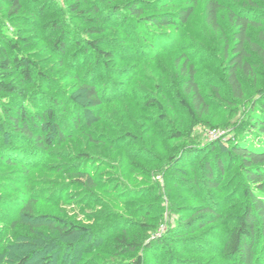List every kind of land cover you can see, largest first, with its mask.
Here are the masks:
<instances>
[{
    "label": "trees",
    "instance_id": "1",
    "mask_svg": "<svg viewBox=\"0 0 264 264\" xmlns=\"http://www.w3.org/2000/svg\"><path fill=\"white\" fill-rule=\"evenodd\" d=\"M200 1L208 29L221 33V0H0V168H7L0 173V264H96L95 258L122 253L136 256L132 264H147L146 253L154 247L164 251L157 254L158 264H264L261 93L263 101L250 104L248 121L230 145L218 140L185 149L188 160L175 174V185L190 189L197 203L177 206L184 201L170 196L172 208L186 207L188 214L176 215L161 236L153 237L158 226L147 220L158 207L162 210L159 203L145 202L152 189L145 196L146 189L121 192L119 186L112 187L115 192L110 193L121 194L112 200L121 208L134 205L132 214L110 209L98 214L102 222L93 227L61 214L36 212L40 202L73 201L81 206L99 202L96 189L104 183L99 181L101 161L88 151L72 156L66 152L67 142L80 135L92 143L111 142L102 133L94 136L98 131L92 127L102 120L103 104L127 94L121 79L129 76L117 75L109 64L122 58L152 59L179 48V29L189 23ZM227 15L232 25V44L224 42L225 51H230L228 83L233 96L245 100L240 77L253 75L252 54L264 67V0H245L228 8ZM251 29H258L256 38ZM112 30L124 37L116 34L117 45L103 48L96 36ZM53 55L62 67L73 68L70 76L76 87L73 94L59 92L65 96L49 106L40 87L46 83L52 87L53 78L40 64ZM182 69L184 92L177 98L196 120L208 112V102L195 66L184 62ZM150 104L165 111L157 100ZM163 113L161 120L167 117ZM172 135L184 137L180 131ZM49 157L58 161L48 164L49 170L69 180L34 177ZM168 159L173 166L182 160L177 154ZM102 202L111 208L109 201ZM136 214H143V221L133 219ZM131 230L143 231L141 238L131 237ZM88 254L92 257L87 259ZM111 261L115 264L114 258Z\"/></svg>",
    "mask_w": 264,
    "mask_h": 264
},
{
    "label": "rangeland",
    "instance_id": "2",
    "mask_svg": "<svg viewBox=\"0 0 264 264\" xmlns=\"http://www.w3.org/2000/svg\"><path fill=\"white\" fill-rule=\"evenodd\" d=\"M243 1L245 0H221L223 5L221 33H214L208 29L205 22L204 3L200 1L189 23L179 29L182 33L179 48L160 52L156 58L152 59L129 60L122 58L109 64L116 68L117 75L129 76L128 80L121 79L125 82L127 94L103 104L100 114L102 120L96 121L98 124L96 123L97 125L92 127L93 130L98 131L94 136L100 137L99 134L102 133L104 134L103 139L111 142L92 143L87 137L80 135L67 142L68 151H66L72 156L79 151H88L101 161L102 169H104L100 171L102 175H99V181L104 183H102L103 186L96 189L100 200L97 204L94 201L89 206H81L73 201L40 202L36 205V212L61 214L83 225L93 227L97 221L98 223L102 222L100 217L98 218L100 216L98 214L110 209L118 211L121 208L116 199L112 200L121 194L118 191L110 193V189L113 190L112 187L119 186L118 190H122L121 192L127 191V188L133 190L139 188L140 191L142 189V192L146 189L145 196L150 192V189L154 191L153 194H148L149 198L146 197L145 200V202L159 203L162 209L160 210L158 207L152 217L147 218L149 224L158 226L153 237L161 236L167 228V223L178 219L176 215L188 214L186 207H182L183 210H178L177 206L189 207L197 201L188 193L190 189L175 185L177 184L175 174L185 167V162L188 160L185 156V149L200 145L202 142L218 140L230 145L238 138L237 133L244 128L248 121L250 104L263 101L262 97H258V94L261 93L264 96V67L256 54H252L251 57L254 65L253 75L241 74L240 77L245 100L235 98L228 83L227 65L229 64L230 51L228 53L225 51L224 42L227 39L232 44V25L228 20L227 9L239 7ZM258 1L261 2V0ZM119 32L112 30L96 36V39L100 41L103 48L110 49V44L117 45L113 41L116 34L118 37H124V34ZM251 36L256 38L258 29H251ZM118 44L122 48H128L126 44L121 42ZM53 56L45 57L43 63L40 64L42 69L48 70L49 75L53 78L52 87L47 86L49 83L40 87L42 97L49 106L58 102H54L55 98L60 100L65 96L59 92L73 94L76 87H72L76 83V79H72L70 76L75 74L73 68L70 67V64L62 67L56 55ZM184 62H188L189 65L192 63L195 66L196 78L202 83L203 93L209 106L208 112L198 115L196 120L191 118L189 112L181 106L177 98V94L184 92L183 82L186 78L182 69ZM67 76L69 77L66 78ZM16 77L20 79L18 73ZM17 78L15 80L18 81ZM186 98L190 100L189 96ZM151 100L160 102L165 111L150 104ZM163 112L167 114L165 120H161ZM175 131L182 132L184 137L179 139L173 137L172 134ZM110 144L112 145L110 146ZM172 154H177L182 158L176 166L168 163L169 155ZM54 162L58 161L53 157L46 158L33 174L34 177L48 176L64 181L69 180L65 175L49 170L50 165L48 164ZM108 163L111 167H104V164ZM4 170L7 168H0V173ZM16 171L17 169L12 173ZM114 190L113 192H115ZM173 195L174 199L184 201L183 204L177 203V206L172 208V205L175 204H172L170 196ZM102 200L107 203L109 201L111 208L106 209ZM131 206L124 205L120 211L129 216L132 214ZM142 215L136 214L132 218L141 222L145 217ZM141 233L139 230L134 232L131 230L130 236L139 234V238H141ZM104 249L109 250L108 247ZM160 252L164 251L158 247L149 250L146 253L149 261L147 264H158L157 259L160 257ZM157 254H159L158 257ZM89 256L92 257L88 254L86 258L88 259ZM135 257V255L122 253L117 257L111 256L110 259L107 256L103 260L99 258H95V260L96 264H111V260L114 258L115 264L124 263L126 260L130 262L127 264H132Z\"/></svg>",
    "mask_w": 264,
    "mask_h": 264
}]
</instances>
